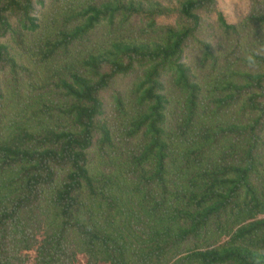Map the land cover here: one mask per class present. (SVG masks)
Masks as SVG:
<instances>
[{
    "label": "trees",
    "instance_id": "16d2710c",
    "mask_svg": "<svg viewBox=\"0 0 264 264\" xmlns=\"http://www.w3.org/2000/svg\"><path fill=\"white\" fill-rule=\"evenodd\" d=\"M0 0V264H264V0Z\"/></svg>",
    "mask_w": 264,
    "mask_h": 264
},
{
    "label": "rangeland",
    "instance_id": "374dc122",
    "mask_svg": "<svg viewBox=\"0 0 264 264\" xmlns=\"http://www.w3.org/2000/svg\"><path fill=\"white\" fill-rule=\"evenodd\" d=\"M220 7L229 19H234L236 17L235 10L237 13L241 12L240 7L242 6V1L240 0H219Z\"/></svg>",
    "mask_w": 264,
    "mask_h": 264
}]
</instances>
